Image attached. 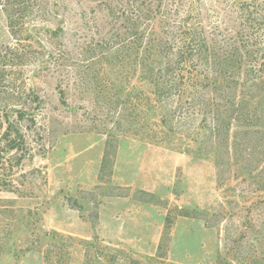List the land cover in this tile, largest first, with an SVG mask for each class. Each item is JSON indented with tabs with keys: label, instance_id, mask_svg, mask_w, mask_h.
<instances>
[{
	"label": "rangeland",
	"instance_id": "374dc122",
	"mask_svg": "<svg viewBox=\"0 0 264 264\" xmlns=\"http://www.w3.org/2000/svg\"><path fill=\"white\" fill-rule=\"evenodd\" d=\"M191 27L245 74L182 63L158 101L140 52ZM1 69L0 264H264V0H0Z\"/></svg>",
	"mask_w": 264,
	"mask_h": 264
},
{
	"label": "trees",
	"instance_id": "16d2710c",
	"mask_svg": "<svg viewBox=\"0 0 264 264\" xmlns=\"http://www.w3.org/2000/svg\"><path fill=\"white\" fill-rule=\"evenodd\" d=\"M16 5L18 4L12 5L8 2H4L1 5L3 6L1 11L5 12L6 26L11 38L16 39L17 41V34L13 30L15 22L12 19V14L9 13L7 9V6L13 7ZM116 7L117 6H109V10L113 11V8ZM147 7L149 8H146V10L151 14L153 9L150 8V6ZM241 9L245 12V20L248 19L254 12L255 14L253 19L256 20L259 17L262 18V15H259L256 11H252L248 6H244ZM186 35L187 36H184L185 38H181L186 39L183 40V45H180L174 52H172V45L169 44L167 47H164L166 50L162 52L159 49L160 45H158L161 43L160 41L155 44L157 45L156 47L153 43L151 44V47L143 49L142 52H140L139 61L136 62L134 69L137 71L139 77L150 85L151 93L158 101L163 100L168 95V92L173 87L174 80H176V78L179 80L183 79L184 75L181 72L182 70H176L180 65H182V63H184V67L186 66V63L189 65L201 64L206 67L210 70L209 72L213 74V82L217 81V79L232 78L233 80L235 79L236 82L234 84L236 85V79L240 78L242 74H245V64H243V60L244 56L247 55L246 50L244 53H241L236 46L221 48L217 45L216 41L208 40L202 33V30H198L196 27L189 28ZM110 53L111 56H115L117 51L112 50ZM0 72L2 73L3 69H1ZM228 84L229 82H226V85ZM245 105L247 108L254 106L252 101H249V103L246 102ZM252 109H255V107ZM8 111L16 113L18 117H22V113L19 108L11 106ZM232 111H234V109ZM211 112L214 113V118H212L213 126L210 128V133L215 134L221 131L226 139L229 134L230 120L223 121L222 123L217 108ZM2 117L5 122V130L3 132L4 137L7 138L10 134L13 135V139H10L8 142L7 149H13L16 147L15 142L20 139L21 135L19 130L13 126V123L7 120V112L4 113ZM79 208L80 207H78V209ZM158 247L161 248V245ZM129 264L134 263L130 262Z\"/></svg>",
	"mask_w": 264,
	"mask_h": 264
}]
</instances>
